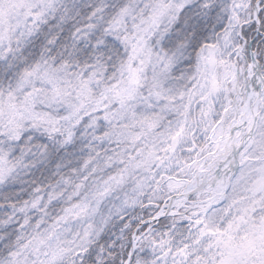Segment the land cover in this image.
Listing matches in <instances>:
<instances>
[{
	"label": "snow or ice",
	"instance_id": "obj_1",
	"mask_svg": "<svg viewBox=\"0 0 264 264\" xmlns=\"http://www.w3.org/2000/svg\"><path fill=\"white\" fill-rule=\"evenodd\" d=\"M0 264H264V0H0Z\"/></svg>",
	"mask_w": 264,
	"mask_h": 264
}]
</instances>
